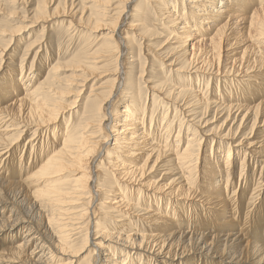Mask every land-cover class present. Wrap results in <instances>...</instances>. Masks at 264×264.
<instances>
[{"label":"bare ground","instance_id":"bare-ground-1","mask_svg":"<svg viewBox=\"0 0 264 264\" xmlns=\"http://www.w3.org/2000/svg\"><path fill=\"white\" fill-rule=\"evenodd\" d=\"M110 1L105 0L104 2L107 4ZM140 1L143 2L142 5ZM151 1H137L139 3L134 5L132 19L127 24L126 30L129 33L124 32L125 37L119 38L118 43L113 40L114 33L121 22L120 18L123 15L127 17L126 12L132 0L120 1V11L112 26L110 25L111 27H104L103 20L99 17L87 16L85 22L82 20L96 32L101 29L108 32L102 37L100 54L103 53L104 62L108 60L107 63L110 64L107 65H112V69L107 70L106 75H103L109 76L106 84L102 86L99 83L97 87L90 86L89 97L93 99L86 102L84 98L85 104L80 102L85 109L74 128L69 127V123L73 120L72 114L68 115V125L63 127L62 124L55 128L58 120L64 119L66 110L49 104V94L55 89L53 85L57 81L55 78L60 68L68 65L66 61L65 64H56L51 67V71L46 73L42 82L38 83V81L34 84L31 76L30 81L26 83L24 81V85H21L19 89H16L14 81H20V77L13 81L2 75L0 79V166L2 157L8 153L10 157L13 150L19 148L20 138L28 132H31L34 138L45 134L50 143L42 146L48 142L44 144L41 142L38 147V142H36L33 146L38 138L25 142L23 147L29 150V154L23 158L21 155L18 163L14 161L12 166L13 174L17 177L13 175V180H10L12 176L7 173L10 178L0 180V187L9 192L7 189L10 188L9 185H12L14 190L22 192L19 196L34 198L40 208H45L47 227L53 232L51 235L53 243L50 245L51 252L47 254L46 260H43L45 255L42 257L40 253L37 259L33 258L37 255V250L42 252L46 248L43 241L35 244L36 247L31 250L30 255L24 257L21 248L25 249L33 242L31 239H35L36 233H31L29 235L32 236L31 238H23L24 242L21 241V245L10 249V256H3L0 252V264H10L12 261L16 264H48L55 253L60 256H54L51 264L55 262L54 260L58 262L63 260L59 264H72L74 258L76 262L81 260L80 264H96L99 252L103 253V260H100L99 264H195L189 261L195 258L194 254H199L196 259L200 264H219L212 263L207 258L212 259L217 255L221 263V256L225 253L229 254L227 260L233 263L237 257L244 263L264 264V225L262 234L251 233V227L248 229L247 226L248 221H252V217L257 216L261 208L258 207L254 215L253 211L248 210L249 207L243 205L248 196L243 200L244 203H241L245 197L244 190L248 189L246 179L238 195L241 202L236 201V190L241 184V178L244 180L246 177L247 162L250 164L253 160L256 164L261 160L258 162L261 170L264 164V128L259 130V134L256 131L253 136L252 133L258 124L264 122V0H162V9H159L162 17L158 19V8L154 7L157 13L155 21H161L167 29L173 28L171 33H175V27L180 29L179 36L174 34V39H178L179 42L176 46H181L180 50L190 56L186 59L188 63L195 64L198 60L200 62L193 65L195 66L193 67L194 76L189 70H185L189 72L188 77H183L178 72V75L174 74L175 85L171 87L162 86L163 82L159 83V86L152 85L151 81L145 80V103H142L143 100H140L141 96H139L140 89L138 88V94L134 85H131L132 78L137 75V72L134 75L135 65L132 68L128 65L135 63L134 61L138 59H134L133 54L138 56L135 52L136 42L134 43V40L136 35L140 37V24H144L145 19L141 6L152 4ZM155 2L157 4L153 6L161 5L160 2ZM215 2H221L220 6H217L218 3L215 4ZM248 6H252L250 13H246ZM42 9H39V18H46V14L42 13L44 9ZM154 25L158 24L153 23ZM179 25L183 26L178 28ZM25 27L28 28V26ZM141 37L144 39V35ZM40 41L33 40L25 50L27 52L35 50L33 62L28 70L30 74L34 72L31 68L34 67L36 56L39 54V59L37 58L39 61L47 48ZM120 41L126 47L123 59H119V47L122 43ZM187 45H190L191 49H188ZM94 52L97 53V51ZM88 55L90 56V53ZM77 56L78 53L75 58ZM223 57H225L224 62L231 61L232 63L231 67H224L225 73L232 72L236 68L237 73L241 72L244 77H247L246 80L251 85L249 87L251 91L247 95L251 97L243 96V93L247 92L244 88H247L248 84H245L247 86L237 85L238 88L233 87V90L227 92L226 89L218 86L217 81V83L213 82L214 87L219 88L221 100L227 101L226 104L222 101L211 103V99L205 98V94L198 97L200 87L204 83L202 78L206 76L198 77L197 74L211 71L218 73L222 67L220 64L223 62ZM96 58L98 57L94 59ZM76 59L74 62L77 63V72L81 73L84 70L83 75L88 74L86 71L89 69L85 66L87 60L84 63L83 60L77 62ZM9 65H11L10 62L7 66ZM229 68L230 71H228ZM42 71H45V68ZM5 72V75H11L10 69ZM80 75L82 86L88 84L93 78ZM80 75L75 76L80 77ZM168 78L170 79L169 75L164 79ZM44 81H50L51 84L49 87L47 85L46 90L42 92L40 84ZM99 87V90L103 88L105 92H96L92 95V91ZM213 94L217 98L216 94ZM256 95L258 103L252 105L251 102ZM147 98H150L149 102ZM4 100H7L6 103ZM76 102L74 101V104ZM211 104L218 105L215 112L220 110L226 112L224 124L228 120H238L237 131L247 128L248 132L252 133V136L248 134L243 137L244 142L241 145H232L229 142L225 149L226 161L223 162H219L221 156L212 157V149L205 155V159H202L206 151L201 148V137L196 136L199 123L192 124V116H198L199 120L202 119ZM250 117L252 119L248 127L245 122ZM176 122L178 123L177 131L174 133L173 124ZM229 136H233L232 130H228L218 140L221 142L228 140ZM254 137L257 142L251 141L250 138ZM218 144L219 142L213 145L212 142L211 145L218 147ZM250 147L252 149L247 150ZM229 149L242 154V157L237 155L238 181L230 178L232 153ZM26 159L27 163L24 167L23 163ZM201 160L204 164L201 167L202 170L200 169ZM232 166L234 173L235 166ZM2 170H5V167L0 168V175L4 173L1 172ZM157 171L160 172L157 176L160 177L159 180H155ZM222 177L225 178L224 183ZM216 180H219V183L213 185ZM260 184L257 182L254 186L252 185L255 188L251 189L250 193L259 195ZM232 185H236V190H232ZM104 187L108 188L105 197ZM141 195L145 197L143 207L139 206ZM195 200L201 204H195ZM163 202L166 206L172 207L171 211L162 206ZM175 204L181 207L180 213L174 210ZM229 205L232 208V211H228L231 215L225 218L228 215L226 212ZM241 210L245 213L243 214ZM239 214L244 215V221L240 228H237L239 222L236 218ZM99 215H101L100 218H98ZM133 216L146 222L147 227L138 231L139 229L132 230L133 228L116 224L122 221L127 222ZM103 217L115 221L114 224L112 226L105 223L102 225ZM85 218L87 219L86 225L82 222ZM219 218H221L220 221ZM82 231L84 232L80 236V241H77L78 238L74 236ZM248 233L250 236L247 235ZM242 239H244V245L238 254L236 248L238 249L243 243ZM63 256L68 259H62Z\"/></svg>","mask_w":264,"mask_h":264},{"label":"rangeland","instance_id":"rangeland-1","mask_svg":"<svg viewBox=\"0 0 264 264\" xmlns=\"http://www.w3.org/2000/svg\"><path fill=\"white\" fill-rule=\"evenodd\" d=\"M95 1L96 0H0V79L2 78V75H4V77L10 78L12 80L20 77L21 80L20 81L18 80V82H16V80L15 81L13 80L16 89H19V87H21V85L22 86L24 85V83H23L24 81H25V83L30 81L31 76H32V80H33L34 84L38 81H39L38 83H40L45 79L46 73L48 74L49 70L51 71V67H53L56 64H65V63L68 64L66 67H62L58 71L57 76L55 78L58 82L55 81L56 84L53 85V87H55V89L53 90V92H51L49 94V104H51V106H54L56 108H60L61 110H63V108H64V111L66 110L65 111L66 114H64L66 117L64 116V119L63 118L59 119L58 122L55 124L56 127L54 126L55 128L60 127L62 124H63V127H65V125H68V123H67L68 115H71V114H72L73 120H72V122L69 123V127L74 128V126H77V124H78L77 122H79V119H80V117H81V115L85 109L84 108L85 106H83V104H80V102L81 103L84 102V104H85L87 102V100L93 99V98L89 97L90 89H91L92 85L97 87L100 84H102V86H103V84H106L107 83L106 81L109 78V76L107 77V76H103V75H106L107 70L109 71L110 69H112V65H107V64H110L109 62L107 63V61H108L107 59H106L107 61L104 62L105 59H103V57H104L102 55L103 53L100 54V52L102 51L101 50L102 44L100 46V43H102L101 40L103 39L102 37H103V35H106V33H108V32H106L103 29L97 30V32H96L93 29H91L90 27H88L84 22H85L87 16H91L93 18L99 17L100 19L103 20L102 25L104 27H106V26L111 27L112 24L114 23L115 19L117 18L119 11H120V8H121L120 7L121 6L120 1L121 0H111L110 3H107V4L104 2L105 0H97L96 3L98 4V1H99L100 5L99 4L97 5L95 3ZM137 1L138 0H134V1L132 0L131 5H129L128 10L126 12V13H128V14H126L127 17L125 15H123L120 18L121 22L116 27L117 29L115 30V33H114L113 40H115V42L118 43L119 38H124L125 34L129 33L126 30L127 24L132 19L131 15L134 13V11H133L134 5L139 3ZM155 1L160 2L161 5L153 6V5L157 4ZM140 2H141L140 5H142L143 2L142 1H140ZM151 2H152V4L148 3L146 6H141V12H142V15L145 16L144 17L145 19H144V24L139 23L141 25L140 37H138L136 35L135 36L136 38L134 40V43L136 42L135 43L136 46L134 44V48H135V52L138 56L133 54V58L134 59L138 58V59L134 61L135 63H129L130 65H128L129 67L131 66V68H132V66L135 65L133 68L134 75H136L135 73L137 72L138 76L136 75L132 78L133 83L131 82V85H134V89L136 90V93H138V94H139V89H140V95L139 96H141L140 100H143L142 103H145V95H146V88H144V86H146L144 83L145 80L151 81V83H153L152 85L159 86V83L163 82L162 86L167 87V85H168V87H171L172 85H175L173 82L176 79L174 74L178 75V73H179L183 77H188L189 76L188 74L190 72V73H192L191 75L194 76L195 74L193 75V73H195V72L193 70V67H195V66H193V65H196L198 62H200L199 60L195 64L187 62L186 59L187 58L189 59L190 56L188 54L183 53L184 52L183 50H180V48L182 49L181 46H176V45H179V42L177 41L178 39H174V34H176V36H179L180 35L179 32L181 30L176 29L177 27H175L174 28L175 33H171V32H173L171 30L173 28L167 29L165 25L164 26L162 25L161 21H155L154 18L156 17L157 13H156V11H154V7L158 8V16L162 17L161 13H159V9H162L161 7H162L163 1L162 0H152ZM216 3H218L217 6H220L219 3H221V2H215V4ZM104 4H106V5H104ZM41 6H43L42 8L45 11L41 8ZM99 6H101V7H99ZM135 7H137V6H135ZM39 9L43 10V12H42V10H41V12L44 15L46 14V18H39ZM250 9H252V6H248L246 13H248L250 11ZM96 10H98V12L99 11L100 12L98 13ZM62 12H64V13H62ZM100 14H101V16H100ZM47 16L49 18H47ZM159 17H158V19L160 20L161 17L160 18ZM82 20L84 22H82ZM164 21H165V19H164ZM145 22H146V25H145ZM153 23L158 24V25L153 26ZM25 26H28V28L26 29ZM170 26H172V25H170ZM181 26H183V25H181ZM181 26L179 25L178 28H180ZM142 30H144V31H142ZM167 30H171V31H167ZM124 32H125V34H124ZM142 35H144V39H143V37H141ZM11 40H12V42H11ZM33 40H41L40 42H43L47 48L46 49L44 48L45 51L41 56L42 60L41 59L39 61L37 60V58L39 59V57H38L39 54L36 56V58L34 60L35 63L33 65L34 67L31 68L34 72L32 74H30L28 72V70H29V67L31 66V62H33V57L35 56V50L32 52L31 51L27 52L25 50H26L27 45L30 42H32ZM243 40H247V39H243ZM120 42H122V41H120ZM147 43H148V45H147ZM187 46H188V49H191L190 45H187ZM138 47H139V49L136 50ZM109 50H111V47H109ZM94 51H97V53ZM119 51H120V58L119 59H123V57H125V54H126V47L123 45V42L120 43ZM77 53H78V56L80 55L81 59L78 58V56L76 57L78 59L75 58ZM87 53L88 54L90 53V56ZM1 54H3V55H1ZM180 54H181V56L183 54V57H181ZM81 55H83V56H81ZM6 56H8V57L10 56L11 58L9 59ZM86 56L88 58H86ZM99 56H101V57H99ZM91 57H93V58H91ZM95 57H98V58L94 59ZM71 58H72V60H71ZM133 58H131V59H133ZM224 58L225 57L222 58L223 64L222 63L220 64L222 67H221V70L218 71V73L211 71L210 73L207 72L205 74H200V73L197 74L198 77L206 76V77L202 78V79H204V83H203V85H201V87H203V88L201 89V87H200V91H199L200 94H198V97H202L205 94V98H207L209 100L211 99L210 100L211 103H213V102L220 103L222 101L221 100L222 98L219 95L220 94L219 88L217 89V87H214V83H213L214 81L215 82L217 81L218 86H220V88L223 87L224 89H226L227 92L233 90L234 89L233 87L238 88L237 85L240 86L241 84L245 85V84L250 83L248 80H246L247 77H244V75L241 72H239V73L236 72V68L232 72L225 73L226 69H224V67H231L232 63H231V61H225L226 62L225 63ZM74 59H76L77 62H79L81 60H83V62H84L87 60L86 63L85 62L84 63L86 64L85 65L86 68L90 70V71L89 70L86 71V72H88V74L85 73V75H83L84 70H82V69H81L82 70L81 73H80V71L77 72V70H78L76 68L77 63L74 62L75 61ZM8 61L11 64V65H9V67L7 66L9 63ZM57 61H59V62H57ZM88 61H90V62H88ZM185 64L186 65L188 64V65L186 66ZM43 68H45V71H42ZM67 68L68 69L70 68L69 71ZM71 68L73 69V71ZM156 68H157V70H156ZM9 69H10L11 75H5V73H6L5 71L9 70ZM136 69H137V71H136ZM142 69H144V70H142ZM180 69H182L184 72L179 71ZM74 70H76V71H74ZM104 70H106V71H104ZM185 70H189V72H186ZM21 71H22V74H21ZM39 71H41V72H39ZM228 71H230V68L228 69ZM100 73H102V74L99 75ZM80 74H82L84 77L88 76V78L89 77H93V78H91V81L89 80L90 82H88V84L86 83L85 86H82V81H80V79L82 80V78H81ZM139 74H140V76H139ZM141 74H142V77H141ZM157 74H159V75H157ZM75 75H80V77L75 76ZM167 75L170 76V79L169 78L164 79ZM27 76L29 78H26ZM71 76L72 77L75 76V78L74 77L72 78ZM58 77H60V78H58ZM134 78H135V80H134ZM213 78H215V79L213 80ZM160 79H162V80H160ZM164 80H166L168 82H165ZM46 81H44L42 83L43 85L40 84V87H42V88H40V87L39 88L41 89L42 92L46 90L45 88L47 87V85L49 87L51 84L50 81L49 82H46ZM109 81L110 80H108V82ZM125 83H126V80H125ZM208 83H209V85H208ZM81 86H82V88H81ZM104 86H106V85H104ZM160 86H161V84H160ZM245 86H247V85H245ZM84 87H86V88H84ZM249 87H251V85L248 84L247 88H244V91H247V92H244L243 96L251 97V95H247V93H249L251 91ZM99 89H100V87L97 90L92 91V95L94 93L96 94V92H98V93L99 92L100 93L105 92V90L103 88L101 90H99ZM78 90L81 91V93H78L79 92ZM213 93L216 94L217 98L214 96ZM147 94H148V92H147ZM230 94H232V93L230 92ZM76 96H77V99H76ZM6 97L10 98V96H6ZM257 97L258 96L256 95V98L253 100V102H251L252 105L253 104L255 105L258 103ZM84 98L86 99V102H85ZM224 98H226V97L224 96ZM82 100H84V101H82ZM4 101L6 103L7 100H4ZM74 101H77V102L74 104ZM147 101L149 102L150 98L149 99L147 98ZM7 103L10 104V102H7ZM222 103L226 104L227 101L226 102L222 101ZM228 103H230V102H228ZM52 104H54V105H52ZM230 105H231V103H230ZM149 108L150 107L148 106V109ZM216 108H218V105L216 106L215 104L214 105L211 104L210 109L206 112L205 115H203L204 117L202 116V119L199 120L197 118L198 116H192L191 119H192V124L195 123L197 125V123H199V125H197L198 132L196 133V136L198 138L201 137L200 138V140L202 141L201 148H203L204 151H206L202 155V159H205V155L210 153V151L212 149V154H211L212 157L221 156L220 161H219V159H217V161L223 162V161H226V150L225 149H226V147H228L229 142H231L232 145H241V143L244 142V141H242V139L245 135L251 134V136H252V133H253V136H254L256 131H258V134H259V132H260L259 130L264 128V122L258 124L253 129L252 133L248 132L247 128L246 129L241 128L238 130L239 131L238 132L237 126L239 124V121L238 120L237 121L236 120L235 121L228 120L226 122V124H224L223 121L226 119V112L222 111V110L215 112ZM234 115H236V113ZM6 119L10 120L8 118H6ZM76 119H78V121ZM251 119H252V117H250L245 122V125H247V126L250 125ZM75 123H77V124H75ZM177 124H178L177 122L173 124L174 133H175V131H177ZM203 127H204V129H203ZM62 129L64 130V128H62ZM228 130H232L233 136L232 137L229 136L227 138L228 140H225L226 142L225 141L221 142V140L219 141L218 139L223 137V135L226 134V132ZM234 133H236L235 136H234ZM44 135L45 134L38 135V137H36V138H38V141L36 138H34L32 136L31 132H28V134H25L20 138V142H19L20 144L18 143L19 148L17 150L15 148L13 150V154L10 157H9V153L7 155H5V157H2V164H1L0 168L4 169V167H5V170L1 171L4 173L2 175H0V180H6L7 177L10 178L9 176H7V173L10 174V176H12V179H10V180H13V175H14V177L15 176L17 177L16 174H13L14 171H12V169H13L12 166L14 165V161L18 163L19 157L21 155H22L21 158H23V157H26L27 154H29L28 153L29 150H27L25 147H23L24 143L25 142L27 143L30 139H33V140L36 139L35 142L33 143V146L36 145L35 144L36 142H38V147L40 146L41 142L43 144L48 142L47 144H44L42 146L48 145L50 143V141H48V136H46V135L44 136ZM246 137H248V136H246ZM250 139H252L251 140L252 142H257V139L255 137L250 138ZM212 142H213V145H215V143L219 142L218 147H215V146L212 147V145H211ZM52 147H53V145H52ZM251 149L252 148L250 147L247 150L250 151ZM229 150L232 153V160L230 162V166H231L230 167V173H231L230 178H232V179L235 178L236 181H238L239 180L238 179V168L239 167L237 166V155L242 157V154L241 153L237 154L234 151H232V149H229ZM233 157H234V159H233ZM259 161L261 162V160H259ZM5 162H6V164H5ZM258 162L256 164H254L253 160L250 162V164H249V162H247L248 164H247V169H246V177L244 178V180H242V178H241V184L239 185L237 190H236V185H234V186L232 185V188H233L232 190H236V196H237L236 201H237V203H239V201L241 200L239 198L240 196L238 197V195L241 193L240 188L242 187V185L246 179V181L248 183V189L244 190L245 197L242 199V202L241 201L240 202L244 203L246 201L243 205H244V207H249L248 210L253 211L252 214H254L256 210H258L257 209L258 207L261 208L260 212L257 213V216L255 214H254L255 216H253V217L251 216L252 221H248L247 226H248V229L251 227V229L253 231V232L251 231V233L256 232V234H258V233L262 234V232H263L262 227L264 225V164H263V169L261 170V168H260L261 165ZM26 163H27V159L23 163L24 167H25ZM232 165L235 166L234 167V173L232 172L233 171ZM202 166H204L203 160H201V163H200V169L201 170H202V168H201ZM217 166H219V165H217ZM159 173H160L159 171H157L155 173L156 174L155 178L158 175H160ZM260 175H262V176H260ZM16 179H18V178H16ZM159 179H160V177H157L155 180H159ZM224 179L225 178L222 177L223 183H224ZM14 180H15V178H14ZM257 182L261 183L260 184L261 190L258 191V192H260V194L255 195V193H253L254 194L253 195L250 192H251V189L254 190L255 187H253V186ZM205 183H207V182L205 181ZM218 183H219V180H216L213 185L218 184ZM9 186H10V188L7 189L9 192H6V190L4 191L2 189V187H0V200H1L0 201V230H1L0 231V252L3 256H6V257L10 256V254H11L10 249L11 248H13L17 245H21V241L24 242L23 238L30 237L29 235H31V233L35 232L36 233L35 239H31V241H33V242H31V244H28L27 247H25V249L21 248V253H23L24 257H25V255H30L31 250H34V247H36L35 244L37 245L38 243H40V241H43V243H44V245H46L45 247L47 249L45 248L42 252H38V250H37L36 251L37 255H34L33 258L37 259L40 255L42 257L45 255L43 260H46L48 258L47 254H49V252H51L50 245H52V243H53V239H51L52 238L51 235L53 234V232H52V230L49 229V227H47V212H45V210H44L45 208H43V207L40 208V206L37 204V202L34 198H31V197L30 198H23V196L22 197L19 196L22 194V192L14 190L12 188V185H9ZM107 190H108V188L106 187L104 192H106ZM105 194H107V192L104 193V197H105ZM247 196H248V198H247ZM144 198L145 197H143V195H141L140 202H139V206H141V207H143L142 205H143ZM244 199H246V200H244ZM3 200H5V201H3ZM243 200H244V202H243ZM26 201H27V203H26ZM31 203H32V205H31ZM161 204L166 210L168 209L169 211H171L172 207L166 206L165 202H163ZM195 204H201V203L195 200ZM173 208H174V210L178 211L179 213L181 212L180 206L176 205ZM228 208L229 209H227V212H226V214H228V215H226L225 218H227V216L231 215V214H229L228 211H230V210L232 211V208L230 205L228 206ZM241 211L243 214L245 213V212H243L244 210H241ZM194 213H196V212L194 211ZM243 214H239L236 218V220H238V222H239L237 225V228H240L242 222L244 221L243 220V218H244ZM100 217H101V215L98 216V218H100ZM102 220H103L102 225L105 223V224H108L109 226H112L115 222V221H112L111 219L108 220V218L106 219L104 217ZM220 220H221V218H219V221ZM179 221H181V220H179ZM82 222H84V224L87 223V219L85 218ZM116 224L122 225L126 228L127 227H130L131 229L133 228L132 230L139 229L138 231H140L142 228L147 227V223L142 221L140 218H138L136 216L131 217L127 222L122 221V222H118ZM175 225H176V223H175ZM26 229H28V230H26ZM41 229H42V231H41ZM46 231H48V232H46ZM26 232H29V233H26ZM83 232L84 231H82L81 233L76 234L74 236V237L78 238L77 241H80V236L83 234ZM233 232H235V231H233ZM244 235H245V233H244ZM247 235L250 236L249 233ZM37 237L40 239H38ZM243 240L244 239H242V242H243ZM243 245H244V242L242 244H240L238 249L236 248V250L238 251V254H240L239 251ZM48 250H50V251H48ZM44 251H47V252H44ZM39 253H40V255H39ZM53 255L55 257L60 256L58 253H55ZM102 255H103V253L99 252V255H98L99 257H96L97 259L95 258L97 260L96 264H99V262H101L100 260H103ZM194 255H195V258L192 260H189V261H193L195 264H197V263L200 264V262H197V259H196V257L199 256V254H194ZM54 256L50 258V261L48 262V264H51V260L54 258ZM228 256H229V254H226V253H225V255L221 256V259H222L221 263H220L219 257H217V255L214 256L212 259L207 258V260L212 262V263H219V264H252V263H246V262L244 263L241 259H239L237 257L234 260L235 263H233V262H230L229 259L227 260ZM217 258H218V260H217ZM62 259H68V258L66 256H63ZM73 260L74 261L72 262V264H80L81 263V260H78L77 262L75 261V258ZM54 261L55 262L52 264H59L63 260L61 262H58V260H54ZM14 262L15 261H12L10 264H16ZM43 263H45V262H43Z\"/></svg>","mask_w":264,"mask_h":264}]
</instances>
